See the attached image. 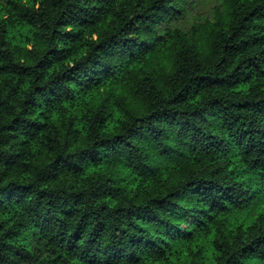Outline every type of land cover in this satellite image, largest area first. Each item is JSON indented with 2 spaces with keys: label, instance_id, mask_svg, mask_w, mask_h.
Masks as SVG:
<instances>
[{
  "label": "trees",
  "instance_id": "16d2710c",
  "mask_svg": "<svg viewBox=\"0 0 264 264\" xmlns=\"http://www.w3.org/2000/svg\"><path fill=\"white\" fill-rule=\"evenodd\" d=\"M0 264H264V0H0Z\"/></svg>",
  "mask_w": 264,
  "mask_h": 264
},
{
  "label": "rangeland",
  "instance_id": "374dc122",
  "mask_svg": "<svg viewBox=\"0 0 264 264\" xmlns=\"http://www.w3.org/2000/svg\"><path fill=\"white\" fill-rule=\"evenodd\" d=\"M199 9H202V8H199ZM206 9H208V8H206ZM204 12H206V11H204Z\"/></svg>",
  "mask_w": 264,
  "mask_h": 264
}]
</instances>
